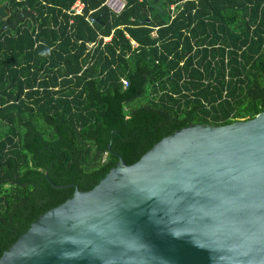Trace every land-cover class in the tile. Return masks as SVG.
Returning <instances> with one entry per match:
<instances>
[{
  "label": "trees",
  "instance_id": "trees-1",
  "mask_svg": "<svg viewBox=\"0 0 264 264\" xmlns=\"http://www.w3.org/2000/svg\"><path fill=\"white\" fill-rule=\"evenodd\" d=\"M2 1L33 17L0 31V254L71 195L56 185L88 189L180 126L264 110V0H163L164 16L148 0Z\"/></svg>",
  "mask_w": 264,
  "mask_h": 264
},
{
  "label": "water",
  "instance_id": "water-1",
  "mask_svg": "<svg viewBox=\"0 0 264 264\" xmlns=\"http://www.w3.org/2000/svg\"><path fill=\"white\" fill-rule=\"evenodd\" d=\"M162 1L148 0L150 15L164 16ZM6 15L2 1L0 31L33 17ZM66 185L0 264H264V110L180 126L131 163L117 155L90 188Z\"/></svg>",
  "mask_w": 264,
  "mask_h": 264
},
{
  "label": "built area",
  "instance_id": "built-area-1",
  "mask_svg": "<svg viewBox=\"0 0 264 264\" xmlns=\"http://www.w3.org/2000/svg\"><path fill=\"white\" fill-rule=\"evenodd\" d=\"M102 4L111 12L113 13H119L124 4L125 0H103ZM82 3L80 0H75L69 7V11L75 13L79 12L81 9ZM169 8H173V4H169ZM108 36H102V40H106ZM90 44H88L89 46ZM123 85L125 86L127 84L126 79L122 78Z\"/></svg>",
  "mask_w": 264,
  "mask_h": 264
},
{
  "label": "flooded vegetation",
  "instance_id": "flooded-vegetation-1",
  "mask_svg": "<svg viewBox=\"0 0 264 264\" xmlns=\"http://www.w3.org/2000/svg\"><path fill=\"white\" fill-rule=\"evenodd\" d=\"M9 5V4H8ZM11 6V5H10ZM12 8V7H11ZM22 7H18V8H15L14 10H13V14H12V16L11 17H9V15H10V11H9V8H8V6H7V15H6V19L8 20V21H10L12 18H13V16H14V14H15V12L17 11V10H19V9H21ZM27 17V16H26ZM25 18V17H24ZM23 18V19H24ZM22 19V20H23ZM9 28V27H8Z\"/></svg>",
  "mask_w": 264,
  "mask_h": 264
}]
</instances>
